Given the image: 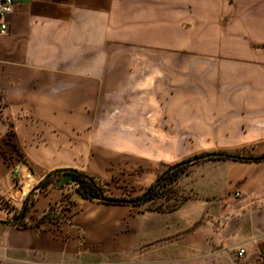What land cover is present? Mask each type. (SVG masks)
<instances>
[{"label":"crops","instance_id":"crops-1","mask_svg":"<svg viewBox=\"0 0 264 264\" xmlns=\"http://www.w3.org/2000/svg\"><path fill=\"white\" fill-rule=\"evenodd\" d=\"M6 22L0 264H208L209 219L222 249H244L240 264L264 261V161L192 164L166 210L50 183L13 223L54 170L109 185L142 165L150 186L189 157L177 135L211 103L233 138L225 150L263 154L264 0H14ZM64 196L72 206L58 216Z\"/></svg>","mask_w":264,"mask_h":264},{"label":"rangeland","instance_id":"rangeland-1","mask_svg":"<svg viewBox=\"0 0 264 264\" xmlns=\"http://www.w3.org/2000/svg\"><path fill=\"white\" fill-rule=\"evenodd\" d=\"M196 90L197 89L194 88V91ZM194 96L197 95L194 93ZM212 105L213 103L210 104V108H209V118L194 117L188 120V123L191 125V129L193 130V133L188 135H181V134L177 135L179 143L183 142L184 145L189 149L190 155L186 159L192 158L194 156L203 155L209 152L238 153L243 156H251L253 152L248 147H243L242 149L239 148L235 150L224 149V147L226 146L228 147L234 146L232 144L233 138L228 134H224L223 132L224 130L220 128V125L223 126L224 122L220 123L217 109L213 108ZM203 161H208V160L202 159L196 163ZM185 168H182L181 170L177 171L176 174L169 177L163 183V185L159 187L157 195L154 196L153 198L154 200L151 203H149V205H147L148 207H155L157 209L166 210L172 208L173 206L178 204L179 201L182 200L183 196L177 194L176 183L178 177L181 175V173ZM142 170L143 167L142 165H140L139 167L135 168L134 171L130 172V177H128V179L125 178L124 179L125 181L115 180L113 182H110L109 185L101 183L98 180L97 181L101 184L103 188V194L106 197L125 199V200H137L143 196L146 188L149 187V186L144 187L139 183V176L137 174H139ZM37 185L38 183L33 186L30 192L33 193L36 192L35 188L37 187ZM127 205L136 208L139 206L133 204H127ZM71 206H72V201L70 199V203L68 207L63 208L58 214V216L59 215L63 216L65 211L70 209ZM207 219L209 218H206V220ZM209 220L211 221V224H209L210 236H211V248H210V256H209L208 264H240L242 260L235 258V254H234L235 250H232L230 248L222 249V247L218 245L216 241L218 231L216 226L214 225L213 227L212 225L216 221H214L213 219H209Z\"/></svg>","mask_w":264,"mask_h":264},{"label":"trees","instance_id":"trees-1","mask_svg":"<svg viewBox=\"0 0 264 264\" xmlns=\"http://www.w3.org/2000/svg\"><path fill=\"white\" fill-rule=\"evenodd\" d=\"M224 154L223 156L216 157V158H208L207 160L212 159H230V160H236V161H244V162H258V161H264V153L260 154L258 156H243L238 153H221ZM200 161V160H199ZM198 162V161H196ZM196 162L191 163L190 158L185 159L183 161H180L182 163V166H180L177 169H174L172 171H168V167L166 170H164L155 180L154 183H152L148 188H146L144 195L146 197L144 200H142L140 203L135 202L136 200H125V199H118V198H110L106 197L103 194V188L98 183H96V180L93 176H90L84 172L75 170V169H58L54 170L50 173H48L39 183L37 186L40 187V189L44 188L48 184H52L55 187L63 188L67 184L74 185V189L76 192H78L82 197L98 201L106 204H132L133 205H140L142 203H145L151 199L154 198V196L157 195L158 189L160 186L163 185V183L172 175L176 174L177 171L181 170L182 168H185L187 166H190ZM179 163V162H178ZM177 164V163H176ZM67 177V181L63 185H58L57 182L59 180L64 179ZM32 195L33 192H30L20 209L18 217H20V220L15 219L13 223H20L21 219L25 215V212L29 209L30 205L32 204ZM141 198V197H140ZM42 220V218H41ZM39 220V221H41ZM22 226H25L24 224Z\"/></svg>","mask_w":264,"mask_h":264},{"label":"built area","instance_id":"built-area-1","mask_svg":"<svg viewBox=\"0 0 264 264\" xmlns=\"http://www.w3.org/2000/svg\"><path fill=\"white\" fill-rule=\"evenodd\" d=\"M14 5V0H0V34H6L8 32V26L6 22V17L11 13ZM0 118L3 120H7L4 116V105L0 101ZM96 183H98L100 186L101 184L96 180ZM35 191H38L35 188ZM70 203V199L67 196H64L58 204L55 205V209L58 213L63 208H67ZM0 207L3 209H10V204L7 199L0 196ZM235 258L242 260L244 258L245 251L243 248H238L235 251ZM257 264H264V261H259Z\"/></svg>","mask_w":264,"mask_h":264},{"label":"water","instance_id":"water-1","mask_svg":"<svg viewBox=\"0 0 264 264\" xmlns=\"http://www.w3.org/2000/svg\"><path fill=\"white\" fill-rule=\"evenodd\" d=\"M224 154H221V153H218V152H209V153H205L203 155H199V156H194L192 158H190V162L193 163V162H196V161H199V160H202V159H208V158H216V157H220V156H223ZM180 166H182V163H177V164H174L172 165L168 171H172L174 169H177L179 168ZM67 181V177H65L64 179L62 180H59L57 182V184L60 186V185H63L65 184ZM37 190L40 189L39 186L36 187ZM146 197V195L142 196L141 198L137 199L135 202L137 203H140L142 200H144V198ZM132 204V202H131Z\"/></svg>","mask_w":264,"mask_h":264}]
</instances>
